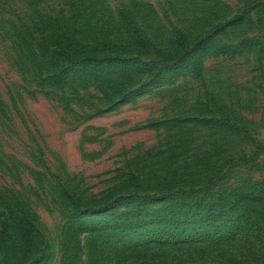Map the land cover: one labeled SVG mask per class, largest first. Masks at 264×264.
Masks as SVG:
<instances>
[{"label": "rangeland", "instance_id": "1", "mask_svg": "<svg viewBox=\"0 0 264 264\" xmlns=\"http://www.w3.org/2000/svg\"><path fill=\"white\" fill-rule=\"evenodd\" d=\"M117 9L192 53L43 79L73 29L134 57L96 47ZM0 264H264V0H0Z\"/></svg>", "mask_w": 264, "mask_h": 264}, {"label": "trees", "instance_id": "2", "mask_svg": "<svg viewBox=\"0 0 264 264\" xmlns=\"http://www.w3.org/2000/svg\"><path fill=\"white\" fill-rule=\"evenodd\" d=\"M129 11L124 9H117L107 20L106 24H100V29L104 30L107 25L108 28H112V37L108 35L101 36L97 41V46L106 49L111 52L117 51L118 47L123 45V48L135 54L134 57L119 58L117 56H111L108 52H104L100 56L94 54H86L84 47L86 43L76 41L75 36L77 35L76 30H72L66 36H62L60 39L53 36L51 37L44 46L37 44L35 52H30L35 55L36 60L41 62L45 68H48L52 73L46 72V76L43 79H58L65 80L68 75L81 73L87 70L97 69L100 67H112L113 69L119 66H128L135 69L134 72L140 74V79L146 81L148 78H159L180 67V63L184 57L192 53L191 42H189L186 36L182 34L173 35V44L168 50L160 51L157 48L148 49L147 44L143 41L140 33H137L136 28H133L134 22L129 17ZM110 14V13H109ZM109 21V22H108ZM76 22V21H75ZM73 33V34H72ZM114 33V34H113ZM120 36H126L123 40H117V34ZM106 36V37H105ZM104 37V38H103ZM199 40H194L193 45H196ZM119 42L121 45L119 46ZM57 44L50 48L45 45ZM40 45V46H39ZM150 55V56H149ZM154 57L162 59L163 64H159L154 60ZM150 57V58H149ZM142 58H147L143 60ZM36 65V64H35ZM160 65V67H158ZM35 71L38 70V66L33 67ZM23 69V68H22ZM26 69V67H24ZM51 76V77H50ZM54 77V78H53ZM143 83V84H142ZM144 85L147 82H142ZM129 93H133L132 91ZM127 94H119L120 99L125 98ZM111 101L116 102L114 98H110ZM118 99V98H117Z\"/></svg>", "mask_w": 264, "mask_h": 264}]
</instances>
